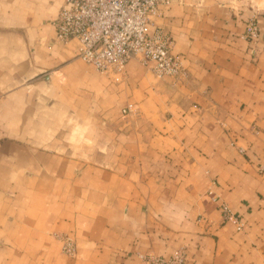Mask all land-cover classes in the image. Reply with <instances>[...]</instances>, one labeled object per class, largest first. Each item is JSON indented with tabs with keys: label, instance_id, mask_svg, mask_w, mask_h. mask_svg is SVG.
<instances>
[{
	"label": "crops",
	"instance_id": "obj_1",
	"mask_svg": "<svg viewBox=\"0 0 264 264\" xmlns=\"http://www.w3.org/2000/svg\"><path fill=\"white\" fill-rule=\"evenodd\" d=\"M64 6L0 0V264H264V0L162 6L176 78L96 71L57 39Z\"/></svg>",
	"mask_w": 264,
	"mask_h": 264
},
{
	"label": "built area",
	"instance_id": "obj_2",
	"mask_svg": "<svg viewBox=\"0 0 264 264\" xmlns=\"http://www.w3.org/2000/svg\"><path fill=\"white\" fill-rule=\"evenodd\" d=\"M172 0H65L54 25L59 42L77 40L78 57L105 75L122 74L131 60L149 66L160 77H181V59L173 55L171 37L161 29L152 31V17ZM245 37L256 40L258 25L250 22ZM129 104L124 113L134 111ZM223 221L243 229L239 219L226 203L221 205ZM62 251L68 256L77 252L75 239L57 234ZM145 264H184L186 254L177 250L171 257L142 255Z\"/></svg>",
	"mask_w": 264,
	"mask_h": 264
}]
</instances>
